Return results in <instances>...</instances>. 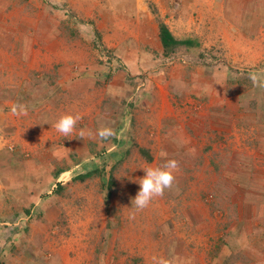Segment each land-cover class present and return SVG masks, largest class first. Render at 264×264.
Instances as JSON below:
<instances>
[{
	"label": "crops",
	"instance_id": "0c3cea01",
	"mask_svg": "<svg viewBox=\"0 0 264 264\" xmlns=\"http://www.w3.org/2000/svg\"><path fill=\"white\" fill-rule=\"evenodd\" d=\"M154 2L159 12L160 22L177 39L192 40L189 39L188 31L177 33L172 26L174 18L178 17L177 22L181 18L183 12L181 8H184V5L182 6L176 0L175 9L168 6L165 10V7L157 5V0ZM210 2L212 6L224 3L222 11L226 12L227 18L225 20L224 16L225 21L218 27L227 28V33L224 32L223 39L218 36L217 41L222 42L223 47L229 45V49L231 45L237 47L236 54L231 57L241 60L243 62L240 64L241 67L246 65L247 60L263 62L264 0H211ZM105 3L106 5L94 3L93 7L89 8L90 0H0V92L2 93H0V101L3 103L2 96H4L6 106L14 101L13 106L21 105L25 109L32 108L34 112L28 113L27 117H35L39 120L46 113L48 115L52 112L57 115L61 114L64 110L62 107H66L68 103L75 110L80 108L82 112L79 116L83 117L78 123L86 122V132L83 130L81 137L77 138L81 142L85 140L86 143L83 142L84 144L81 145L82 153L74 150L69 154L72 163H67L68 167H83L84 171L86 167H106V165L96 163L99 160H95L93 156L97 150V144H100L99 146L110 144L106 146V149L108 148L106 152L115 154L112 158V166L122 160L121 167H134L131 180L133 176L134 179L127 182L129 191L126 190L127 184L124 186L120 182L119 176H113L112 190L106 187L108 193L111 194L112 212L118 213V216H114L118 221H116L117 225L113 226L111 233L113 235L122 233L121 229L124 227L120 226L124 225L125 219H130V221L139 219V216H133L127 211L120 213V209L123 210V208L121 206L115 208V206L121 198L132 201V197L137 195L130 189L132 185L138 184L136 183L138 178H143V169L149 166L160 167L168 160H175L177 168L173 172L175 179L171 188L174 191L177 188L184 189V192L180 189L178 195L182 204L177 207L178 201L176 202L175 198L166 194L167 189L162 196L154 198L139 215L143 214V217L149 218L154 214L161 221L166 219V222L170 223L168 226L155 227L153 233L154 237L161 235L163 257L170 264H202L200 261L204 262L211 254L210 245L205 236L212 235L215 225L206 222L212 218V210L207 206H211L213 200L210 199L205 203L200 201L202 204L198 203L196 206V177L204 176L203 181L208 185L209 179L205 180L208 177L206 172L211 174L210 167H218L217 160L213 158L217 155L213 154L218 147L222 148L223 144L226 143L223 149L224 155H233L230 153L232 150L230 143H233L231 142L233 136L238 134L235 128H238V125L251 124L246 118L242 119L246 112L251 115L257 113V117L260 114L261 119L260 122L257 120V126L261 127H257L255 136L240 134L242 135L241 140H252L251 145L242 143L241 146L245 148L248 157H264V144H262L264 142V107L260 109L258 104V110L254 112L250 110L249 100H239L235 96V92L238 89L243 90L245 86L241 82L243 77L241 72L234 76L229 69L231 67L225 66V58L213 65L203 63L207 62L206 58L200 60L202 63L195 62L196 65L188 59L185 60V63L189 62L187 65L168 62L170 56L167 57L164 54L159 23H152L151 18H148L146 23L141 21L142 26L136 28L133 23L128 22L126 26L125 22H118L113 16L111 27L116 32V37H121L122 46L111 47L107 44L109 39L101 32L100 27H97V33L91 28L85 29L86 26H84L85 23L101 16L103 11L120 12L123 8L118 3L114 5L111 0H106ZM68 12L77 14L73 15L75 20L66 14ZM144 12L146 13L147 9ZM230 18L233 19V25L230 24ZM10 20L11 24L8 25ZM102 20L104 23L108 19ZM230 25L232 32H229ZM67 27H73L69 36L66 33L63 34ZM132 27L139 31L137 32ZM97 40L120 60L123 66L119 67L124 68L123 70L113 72L99 65L94 57L96 53L91 51L95 49L93 42ZM90 44H92L91 48ZM230 50L232 54L234 49ZM132 55H137V59ZM47 56L51 62L45 63ZM185 57L190 59V55H185ZM200 57L204 58L205 55ZM52 67L53 71H57L59 75L53 76L52 73L50 82L47 83L42 78V75H45L43 71L45 68L51 71ZM138 74L144 76L142 84L131 86L138 81L133 79ZM105 76L110 80L109 83L104 81ZM10 86L14 87L10 89ZM57 90H60L59 95L62 96L45 102V93L54 94ZM28 102L32 104L28 105ZM42 103L49 106L51 110L39 112L40 108L45 107L41 105ZM100 119L104 123L101 124L102 126L98 124V122L101 123ZM96 120L97 127H90ZM103 128L111 129L113 134L102 139L99 131ZM246 132L249 133L250 129L247 128ZM48 147L53 150L51 158L54 157L55 161L46 162V159L50 158L49 151L46 152L47 157L41 155L39 158V153L33 151L28 154L23 149H21L23 151L17 149L14 152L0 155V167H29L30 165L31 167H58L53 166V163L57 164L58 145L56 141ZM141 148L149 152L153 159L152 162H147L141 156ZM24 153L29 163L33 162L32 164L25 163L27 160L24 158ZM103 156L107 157L106 154ZM229 166L231 165L228 161L226 167ZM244 166L246 165L243 164L242 167ZM252 167L262 166L260 163ZM53 172L49 171L46 174L44 183L47 189H54L58 183L59 179H54ZM8 179L9 177L5 174L1 178V192H9V190H4L10 187ZM233 182L235 183L232 181L226 186L231 187ZM86 184L88 182L84 183ZM6 198L9 197L6 195ZM3 199L0 198L2 201ZM229 201L230 198H227V202ZM170 204H173L172 211L168 210ZM249 204L245 201L247 218L252 216L253 208H256L248 209ZM228 220L224 217V222ZM237 227L238 231L235 229L230 231L232 235L226 241L228 245L219 247L217 251L226 249L229 252L238 253L240 263L230 264H243L244 253L251 250L257 256L252 264H264V258L260 263L264 238H260L253 230H250L246 220L243 219V214L239 218ZM257 227L258 224L255 225V228ZM131 229L135 232L137 230L133 227ZM139 232L151 233V230L139 228Z\"/></svg>",
	"mask_w": 264,
	"mask_h": 264
},
{
	"label": "rangeland",
	"instance_id": "374dc122",
	"mask_svg": "<svg viewBox=\"0 0 264 264\" xmlns=\"http://www.w3.org/2000/svg\"><path fill=\"white\" fill-rule=\"evenodd\" d=\"M105 1L106 0H90L89 8H91V6L93 7L94 3L106 5ZM111 1L114 5L117 3L118 5L120 4L121 7H123L122 10L120 12L103 11L101 16H97L94 20L84 25L86 26L85 29L91 28L97 33V27H100L101 32L109 39L107 44L111 47L122 46L121 37L117 38L116 32L111 27V19L113 16H115L118 22H125L126 26L128 22L133 23L136 25V28L142 26L140 24L141 21H145V23L148 22V18L152 19V23H158L160 19L154 0ZM210 1L211 0H178V3L182 4V6L184 5V8H181L183 12L179 21L177 22L178 17L172 20L174 24L172 26L176 29L174 31L177 33L181 31L186 33L188 31L189 39L195 41L197 46L195 48L178 50L176 53L179 54L168 57V62H173V64H178L179 62V64L187 65L189 62L185 63L186 59L191 63H195L206 58L207 62L203 63L213 65L225 58V66L228 68L231 67L229 69H231L234 76L236 73L241 72L243 79L254 82L252 86H244L242 88L243 90L238 89V91L235 92V96H237L239 100H251L260 97L261 103L264 104V61L247 60L245 61L246 65L241 67L240 64L243 62L231 57L236 54L235 50L237 47L233 45L230 46V49H234V52L231 54L229 45L223 47V43L217 41L218 36L220 39H223L224 32L226 31L227 33V28H219L227 18L226 12L224 13L222 11V5L224 3L212 6ZM156 3L160 7H165V10L168 9V6L172 9L176 8V0H157ZM75 5L76 4H74V6ZM77 5H79V3ZM209 7L211 8L210 10ZM146 9L147 12L145 13L144 10ZM154 10L157 11V14ZM68 13L66 14L72 16V19L75 20L73 16L75 12L74 14L69 13L70 15ZM102 19L108 20L103 23ZM9 24H11V20L8 25ZM225 24L227 25V23ZM230 24L233 25V19L231 18ZM231 25L229 32H232ZM73 27H67L66 31H63V34L66 33L69 36ZM134 28L135 27H132V29ZM136 28L135 30L138 32L139 29ZM74 31L73 34L76 32ZM93 44L95 45V49L91 51L96 53L94 57L100 66H104V68L108 70H113V72L114 70L118 71L124 69L119 67L123 66L120 64V60H118L111 51L107 50L101 42V46L98 49L96 43L93 42ZM143 44L146 45V43ZM91 47L92 44H90V48ZM150 47L153 48L152 45H150ZM185 55H190V59L186 58ZM201 55H205V57L201 58ZM132 56L137 59V55ZM14 61L15 60H13V62ZM44 62H51L49 56H47V60ZM148 62L150 61L148 60ZM31 64L33 63L31 62ZM170 65L171 64H169V66ZM127 72L130 73L129 71ZM43 73L45 75H42V78L47 83L50 82L52 73L53 76L59 75L57 71H53V67L51 71L45 68ZM143 77L144 76L138 74L136 78H133L138 81H135L134 85L131 86H136L138 83L142 84V80H144ZM104 81L109 83L110 80L105 76ZM12 87L14 86H10L9 88L11 89ZM247 89L248 92H246ZM22 90L24 89L22 88ZM27 90L29 91V88H27ZM59 91L60 90H57L54 94L46 92L45 102H49L54 97H61L62 95H59ZM22 92L25 93V91ZM22 92L18 93L22 94ZM45 94L43 93V95ZM2 98L3 103L0 101V104H2L0 105V155L14 152L17 149H23L28 154H31L33 151L39 153L38 157L40 158L41 155L47 157L46 152L49 151L48 154L50 158H47L46 162H50V160L55 161L54 157L51 158L53 150L48 147L54 141H56L58 147L56 149L57 164L54 165L55 163H53V166H62L67 163H72L69 154L74 150L82 153L81 145L86 142L85 140L81 142L77 137H81L83 130L86 132V122L80 123V125L78 121L74 131L68 136H64L57 132L54 127L57 120L65 114L80 115L82 112L80 108L75 110L69 103H66L67 106L62 107L64 110L59 114L60 116L53 114V112L51 115L46 113L39 120V118L27 117L28 113L34 112L32 108H26V115H13L11 109L14 101L6 106V98L4 96H2ZM29 104L31 105L32 103L28 102V105ZM41 105L45 106L44 103ZM47 110H51L49 106L40 108L39 112ZM244 110L247 111L246 109ZM81 117L83 116L81 115ZM245 118L247 121L251 122V124L238 125V128H235L238 134L231 139V142H233L230 143L232 145V150L230 152L233 154L231 155L232 157L229 155L227 156V154L224 155L223 149H225L224 146L226 143L223 144L224 146L222 148L218 147L213 154L217 155L213 156V158L217 160L218 167H210L212 169L211 174L206 172L208 177L205 178V180L209 179L208 185L203 181L204 176L196 177V206H198V203L202 204L209 202L210 199L213 200V203L210 204L211 206H207L212 210V218L206 220V222L215 225L212 230V235L205 236L210 245L211 254L204 262L199 260L202 264L240 263V254L229 252L226 249L225 251H217V249L228 245L226 241H228L232 235L230 231L234 229L238 231L237 223L242 214L250 230H253L260 238H264V157H248L245 153V148L241 146L242 143L251 145V139L243 141L241 140V136H255L257 134V127H261L260 125L257 126V120L260 122L261 115L259 114L257 119L256 115L253 116L246 112L242 119L245 120ZM99 121L101 122H98V124H100L99 126H102L101 124L103 122L101 119ZM96 122L97 120L94 125H90V127L94 126L96 128ZM247 128L250 129L249 133L246 132ZM242 131H244V133ZM240 134L242 135L240 136ZM64 143L67 144L64 145ZM262 144H264V142H262ZM99 145L100 144H97V150H102L103 147L110 146V144ZM48 148L50 150H48ZM26 153H24V158L27 160L25 163L30 165L33 162L29 163ZM228 161L231 166L226 167ZM260 163L262 167H252L254 165H260ZM243 164L246 166L242 167ZM31 166L32 165L29 167H0V180L5 174L9 177L8 182L10 186L7 189L3 188L4 190H9V192L6 193H4V191L1 192L2 188L0 187V198H4L3 201L0 200V264H170L169 261L163 257L160 240L161 235L157 237L153 235L155 227H164L163 225L168 226L170 223H167L166 219L161 221L158 217L156 218L154 214L149 216V218L143 217V214L142 216L139 215L147 207L138 210L135 208L134 204H131L132 201L124 197L121 198V201H117L118 204L115 208L121 206L123 210L120 209V213L127 211L133 216H139V219H133L131 221L130 219H125L123 221L124 225L120 226L124 227L121 229L122 233L120 235L111 234L113 226L117 225L116 221L118 220L114 216H118V213L112 212L111 199L108 197L110 192L108 193L106 187L110 188L109 176L114 167L106 168L105 172L108 178L105 184L102 182L103 178L97 175L94 179L88 180V184L86 185L77 181L78 177L85 173L84 168L69 167L67 170L69 173H65L66 175L63 173L62 176L58 178V183L67 187V199L60 195H53V188L47 189L44 183L46 174L49 171H55V169L59 167ZM133 168L134 167H118L114 172V176H119L120 182L124 186L127 184V191H129L127 182L131 180ZM38 178L40 179L37 181ZM133 179L131 181H133ZM232 181H235V183L233 182L231 187L226 186ZM139 188V184L132 185L130 190L133 191L132 193H138ZM180 189L184 192L182 188H177L176 191L172 188H169L168 191L165 189V192L167 191L166 194L171 198H175L176 202L178 201L177 207L182 204L178 196L180 194ZM6 195L9 198H6ZM134 198L135 197H132V200ZM227 198H230L229 202H227ZM245 201L248 202V204L250 203L249 205L251 207L248 205V209L256 207L253 208L252 216L248 218L245 216ZM172 207L173 204H170L168 210L172 211ZM28 210H31L30 214L27 213ZM234 211H236L235 215ZM181 212L182 211L179 209V213ZM213 213H216V215H213ZM254 215H256V217ZM224 217L229 219L228 222H224ZM257 224L258 227L255 228ZM131 227L136 228V232L133 231ZM25 228L26 230H24ZM139 228H149L151 233L139 232ZM12 233L14 235H12ZM18 237L21 238L17 239ZM261 249L264 251L263 247ZM263 251L260 253V263L264 258ZM198 254L201 253L198 252ZM244 255L243 264H252L254 260L257 259L256 253L251 250L244 253Z\"/></svg>",
	"mask_w": 264,
	"mask_h": 264
},
{
	"label": "trees",
	"instance_id": "16d2710c",
	"mask_svg": "<svg viewBox=\"0 0 264 264\" xmlns=\"http://www.w3.org/2000/svg\"><path fill=\"white\" fill-rule=\"evenodd\" d=\"M155 13L157 14V11H155ZM158 23H159V27H160V40H161L162 46L164 48L165 56H167V57L168 56H172L178 50H181V49H184V48H195L197 46V44L194 41H192V40L182 41V40L177 39L169 31V29L164 24H162V22H160V20L158 21ZM95 43L97 45V49L100 48V46H101L100 41L97 40ZM104 50H106V49H104ZM241 82L245 86L246 85L247 86H249V85L252 86L254 84L253 81H250L248 79H243V80H241ZM257 101H259V102H257ZM258 104H259V108L260 109L264 107V104H262L261 101H260V97H256L254 99L249 100L250 110H252L254 112L257 111L258 110V108H257ZM252 115L255 116V115H257V113H254ZM256 118H257V116H256ZM96 149H97V147H96ZM106 150H107L106 147H103L102 150H96V152L93 155L95 157V160L96 159L99 160L96 163H98V164L101 163L103 165H106V167H96V166H94V167H86V171H85L86 173H84L83 175L79 176L77 181L85 183L88 180L93 179V178L97 177V175H99V177L103 178L102 182H103V184H105L107 182V178H108V175L105 172L106 168L107 167H114V168H112L113 169L112 173L109 176V178H110V183H109L110 189L109 190H112L113 185H114V178H113L114 172L116 171V169L118 167H121L123 163H122V160H119L120 162L118 164H114V166H112L111 162H112V158H113V156L115 154H107ZM103 154H106L107 157H104ZM140 154H141V156L144 159L147 160V162H152L153 159H152V157H151V155L149 154L148 151H146L145 149L141 148L140 149ZM59 166H61V165H58V167ZM68 168H69L68 165L64 164V166L55 169V171L53 172L54 179H58L60 175H62L63 173L67 172ZM52 191L54 193L53 195H60L61 197H64V198L68 199L67 192H66L67 191V187L62 185L61 183H56V187ZM108 197H110V199H111V194L108 195ZM27 213L30 214L31 210L30 211L28 210ZM24 230H26V228ZM12 235H14V234L12 233ZM20 238L21 237H18L17 239H20Z\"/></svg>",
	"mask_w": 264,
	"mask_h": 264
},
{
	"label": "clouds",
	"instance_id": "9594fccd",
	"mask_svg": "<svg viewBox=\"0 0 264 264\" xmlns=\"http://www.w3.org/2000/svg\"><path fill=\"white\" fill-rule=\"evenodd\" d=\"M11 111L13 115L27 114V110L21 105H14ZM80 119L81 117L78 114H65L57 120L54 127L57 132L68 136L74 131ZM112 134V130L108 128H103L99 131V136L102 139H106ZM176 168L177 162L175 160H168L163 166L155 168L149 166L143 169V178L136 182L140 186L139 191L131 204H134L136 209L142 210L148 207L154 198L162 196L165 189L172 187L175 179L173 172Z\"/></svg>",
	"mask_w": 264,
	"mask_h": 264
}]
</instances>
